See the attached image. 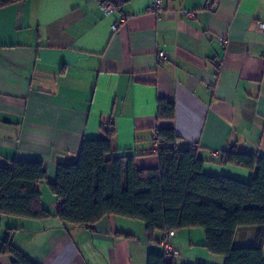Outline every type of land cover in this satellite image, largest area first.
<instances>
[{"label":"crops","instance_id":"0c3cea01","mask_svg":"<svg viewBox=\"0 0 264 264\" xmlns=\"http://www.w3.org/2000/svg\"><path fill=\"white\" fill-rule=\"evenodd\" d=\"M153 1L123 0L116 31L99 0L0 7V163L41 160L38 189L52 213L57 165L75 160L82 139L103 137L107 121L113 148L134 155L137 168L158 166V128H172L181 148L195 146L207 173L251 177L220 162L230 146L264 157V0H160L157 12L148 10ZM160 98L174 103L172 119L157 118ZM9 229L36 264H146L148 253L168 249L178 262L224 263L200 227L174 231L164 244L137 219L105 216L91 230L0 214V244ZM255 229L237 228L234 245L252 244Z\"/></svg>","mask_w":264,"mask_h":264},{"label":"trees","instance_id":"16d2710c","mask_svg":"<svg viewBox=\"0 0 264 264\" xmlns=\"http://www.w3.org/2000/svg\"><path fill=\"white\" fill-rule=\"evenodd\" d=\"M22 0H0V7ZM174 103L160 98L157 118L172 119ZM103 137L82 139L76 158L57 165L56 179L49 184L58 200L52 213L41 201L38 184L46 180L41 160L0 163V214L33 220L56 217L64 227L94 225L105 216L137 219L148 239L161 232L200 227L205 247L224 257L223 264H264V157L230 146L222 152V164H234L253 173L246 180L207 173L197 149L177 146L172 128L155 130L158 166L137 168L132 154L113 148L115 128L100 124ZM241 226L255 227L254 241L235 246ZM13 229L1 240L0 256L11 264H36L12 242ZM146 264H199L178 262L174 252L148 253Z\"/></svg>","mask_w":264,"mask_h":264},{"label":"built area","instance_id":"2783aa9c","mask_svg":"<svg viewBox=\"0 0 264 264\" xmlns=\"http://www.w3.org/2000/svg\"><path fill=\"white\" fill-rule=\"evenodd\" d=\"M123 3V0H99L100 7L102 11L106 14H110L114 16V23L111 26L112 31H116L119 27L122 26L126 16L121 13L120 6ZM161 9V2L160 0H154L149 6L148 10L157 12ZM259 28L264 31V22H259ZM158 57L161 61L165 59V55L163 52L158 53ZM154 145H157V142L155 140V134L153 136ZM174 234V231H169L166 233L165 237L172 236ZM166 239V238H165ZM166 244V242H163ZM169 251V249H168Z\"/></svg>","mask_w":264,"mask_h":264}]
</instances>
